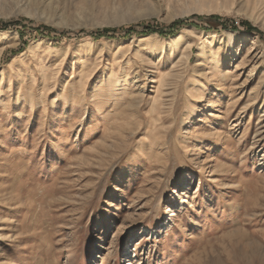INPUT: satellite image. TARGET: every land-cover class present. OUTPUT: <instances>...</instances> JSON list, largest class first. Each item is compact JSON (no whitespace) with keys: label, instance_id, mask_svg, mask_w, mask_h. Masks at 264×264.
I'll list each match as a JSON object with an SVG mask.
<instances>
[{"label":"rangeland","instance_id":"1","mask_svg":"<svg viewBox=\"0 0 264 264\" xmlns=\"http://www.w3.org/2000/svg\"><path fill=\"white\" fill-rule=\"evenodd\" d=\"M0 33V264H264V0H0Z\"/></svg>","mask_w":264,"mask_h":264},{"label":"bare ground","instance_id":"2","mask_svg":"<svg viewBox=\"0 0 264 264\" xmlns=\"http://www.w3.org/2000/svg\"><path fill=\"white\" fill-rule=\"evenodd\" d=\"M188 30H189L190 34H195V35L200 34L199 31H197L195 29H188ZM180 38H182V37H180ZM140 40H142V39H139V41ZM167 40H168L169 44L171 45L169 47L170 48L169 51L171 53L170 56H172V54L175 53V51H177L178 54L180 55L176 61H175V58L170 57L171 58L170 63L172 64L171 69L174 70L173 71L174 75L179 76L180 75V72L178 71L179 68L177 70H175L176 69V63H178V65H181V64H186L188 62L191 42L186 40L185 45L180 50L179 49V45H180L179 40H181V39H179V36L175 35V36L168 38ZM0 41H2L3 43H8L11 40L7 34L0 33ZM122 49L125 52L131 51L130 47H128V46L126 48H123L120 46L118 51L115 52L114 56L112 57L111 65L108 67V71L104 75V79H103L104 82H102V84L98 86V88L96 89V93L93 96L94 98H97L99 101H107L108 99L114 97L115 95H117V93L115 91L116 90L115 87L120 86V85L121 86L126 85L128 82V77L126 75L127 74V68H126V65H123L122 61L125 60V63H129V61L131 59H129V57L124 54L125 52L120 51ZM172 51H173V53H172ZM137 53H138V50H134V54H133L134 58L138 57ZM83 65L86 66V64H83ZM213 67L215 68V66H213ZM84 75H85V73H84V67H83L81 72H80L79 77L80 76L82 77ZM44 77L47 78L46 73L44 74ZM79 86H80V84H79ZM195 92L197 93L198 91H195ZM124 93L125 92H123V94H120L121 97H123V95L125 96ZM163 93L166 94V91L163 92V90H162V95L164 96ZM121 97L119 100L122 99ZM196 97H200V96L199 95L197 96V94H195V93H191L189 96L188 103H187V111H186L187 118H189V116L192 113H194V111H195V101L197 100ZM169 103H168V106H170ZM157 106H160V107H159L158 111H155L156 110L155 108H157ZM157 106H155V107L153 106V108L151 109L152 116H156L157 113H161L165 110L164 108H167L166 103L164 102L162 97L160 98V103Z\"/></svg>","mask_w":264,"mask_h":264},{"label":"trees","instance_id":"3","mask_svg":"<svg viewBox=\"0 0 264 264\" xmlns=\"http://www.w3.org/2000/svg\"><path fill=\"white\" fill-rule=\"evenodd\" d=\"M215 19V16H209L207 18H205V20L207 21H212V19ZM202 19V18H201ZM183 23L182 20L180 21H176L175 24H180ZM247 27L249 29H252L250 25H247ZM148 29H150L149 27H147ZM130 32V33H134V32H139V30L136 29V27L134 26H129V27H125V28H105L101 30V34H109V33H115V32Z\"/></svg>","mask_w":264,"mask_h":264}]
</instances>
